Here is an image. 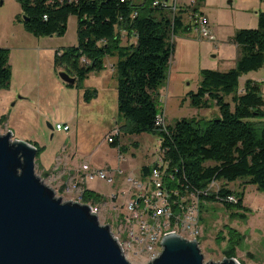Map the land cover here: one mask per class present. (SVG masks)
<instances>
[{"label": "rangeland", "instance_id": "obj_1", "mask_svg": "<svg viewBox=\"0 0 264 264\" xmlns=\"http://www.w3.org/2000/svg\"><path fill=\"white\" fill-rule=\"evenodd\" d=\"M200 7L209 21L218 26L220 34L213 41L201 36L192 25L180 27L173 34L174 52L166 83L160 90L165 124L182 116L213 117L219 113L215 103L208 107L194 106L186 93L198 87L200 67L228 69L236 64L240 49L233 45L232 36L240 27L258 25L255 19L264 10V0H203ZM21 12L18 0H0V45L9 48L12 72L9 84L0 88V132L11 130L13 139L29 140L42 147L35 158V170L56 190L57 196L85 202L80 199L79 188L67 190L71 182L105 195L100 202L88 203L98 207L100 222L110 224L117 232L118 215L125 209L130 194L126 178L128 174L139 173L143 163L161 159L159 137L152 132L133 133L121 128L125 118L118 110L117 70L109 76L107 84L96 71L71 85L63 80L60 70L64 68L55 65L54 55L57 49L77 44L75 14L68 18L63 33L34 34L19 20ZM123 38L126 42V31ZM220 42L221 49L217 47ZM109 73L106 69L100 74ZM260 77L264 79V66L244 73L240 77V90L246 79ZM87 86H97L99 96L87 100L84 94ZM57 123H69L70 129H56ZM114 133H119V146L110 143L109 136ZM84 162L114 173V182L99 178L82 180L79 168ZM116 167L125 169V173H119ZM123 178L128 184L122 183ZM229 187L240 189L241 181L230 182ZM244 203L250 207L246 217L232 215L221 202H206L200 241L205 261H222L230 256L228 229L234 228L240 235L233 256L241 264H264V191L255 184H247Z\"/></svg>", "mask_w": 264, "mask_h": 264}, {"label": "trees", "instance_id": "obj_2", "mask_svg": "<svg viewBox=\"0 0 264 264\" xmlns=\"http://www.w3.org/2000/svg\"><path fill=\"white\" fill-rule=\"evenodd\" d=\"M18 1L22 8L18 18L34 34L63 33L70 15H76L77 44L57 49L54 55L55 65L76 76V82L102 70L105 57H117L118 110L125 118L121 128L159 137L168 186L184 194L220 181L218 190L199 194L202 222L208 201L223 203L232 215L247 216L246 185L255 184L264 191V80L248 78L240 90V77L264 66V10L258 13L256 27H240L233 34L232 41L240 49L236 64L228 69L201 68L198 87L186 93L194 106L215 103L219 113L213 117L182 116L162 125L157 123L163 114L160 90L174 52L172 36L180 27L191 26L185 22L182 8L173 15L171 9L154 5V0ZM202 1L197 0L194 7H200ZM8 59L9 48L0 45V88L9 84L11 77ZM84 94L89 100L97 95V89L86 88ZM113 137L111 145L119 146V133ZM37 147L38 154L42 147ZM153 164L157 161L143 165L142 174L147 175ZM237 180L242 188L229 187ZM230 193L236 194V202L227 200ZM105 198L91 187L83 190L85 202ZM228 232V253L233 256L240 234L234 228Z\"/></svg>", "mask_w": 264, "mask_h": 264}, {"label": "water", "instance_id": "obj_3", "mask_svg": "<svg viewBox=\"0 0 264 264\" xmlns=\"http://www.w3.org/2000/svg\"><path fill=\"white\" fill-rule=\"evenodd\" d=\"M60 75L76 82L65 69ZM12 135L0 132V264H132L90 203L64 200L36 173L37 145ZM162 243L148 264H241L235 256L205 261L198 239L176 232Z\"/></svg>", "mask_w": 264, "mask_h": 264}, {"label": "built area", "instance_id": "obj_4", "mask_svg": "<svg viewBox=\"0 0 264 264\" xmlns=\"http://www.w3.org/2000/svg\"><path fill=\"white\" fill-rule=\"evenodd\" d=\"M196 2L197 0H154L153 4L171 9L173 15L182 8L184 20L187 18L185 21L189 22L201 36L215 41L217 38L209 17L201 7H194ZM157 123L165 125L164 113L158 116ZM69 127L67 123L56 124V129L59 130H67ZM114 134L109 136L111 141ZM165 167L162 159H159L147 175H128L126 178L131 185L128 203L118 215L119 231L112 229V232L125 256L133 264H148L157 257L164 248L162 240L168 230H176V233L190 239L197 238L200 243L204 225L200 218L199 194L201 192L209 194L220 187V181L213 180L202 190L181 194L178 189L168 186ZM118 171L123 173L122 170ZM79 172L84 181L99 178L109 183L114 182V173H109L102 167L92 166L89 162H84ZM80 187L82 186L78 182H71L67 190L79 188L80 199L83 200L84 189ZM226 198L232 202L237 201L235 193L228 194ZM92 209L98 212V207L92 205Z\"/></svg>", "mask_w": 264, "mask_h": 264}, {"label": "crops", "instance_id": "obj_5", "mask_svg": "<svg viewBox=\"0 0 264 264\" xmlns=\"http://www.w3.org/2000/svg\"><path fill=\"white\" fill-rule=\"evenodd\" d=\"M182 1H187V0H182ZM255 20H257V23H258V14H257V16H256V19ZM186 22V21H185ZM211 23V22H210ZM211 26H212V29H213V32H214V34H215V36H216V38H217V36L220 34V30L218 29V26H215V24L213 25L212 23H211ZM173 36H175V35H173ZM172 39H174V37L172 38ZM221 43L222 42H220V44H218L217 45V47L219 48V49H221ZM1 44V43H0ZM233 45H235V46H237V44L236 43H233ZM233 47V46H232ZM116 61H117V57L116 56H110L109 58H108V56L107 57H105V67L102 69V70H100V71H92L90 74H92V73H98V77L99 78H101V80L104 82V81H106L105 83L107 84V82H108V79H109V76H111V75H113V72L116 70V68H115V63H116ZM200 68H202V67H200ZM106 69H108L109 71H110V73L109 74H105V75H103V74H100L102 71H104V70H106ZM201 70V69H200ZM117 73V72H116ZM90 74H89V76H90ZM102 75H103V77H104V79L102 78ZM88 76V77H89ZM87 77V78H88ZM86 78V79H87ZM254 79H258V78H254ZM259 79H263V77H260ZM264 80V79H263ZM264 86V85H263ZM86 88H91V87H89V86H87ZM94 88H96L97 89V95L95 96V97H98L99 96V94H100V89L97 87V86H95ZM263 89H264V87H263ZM164 113V112H163ZM67 124H69V123H67ZM70 126V125H69ZM69 129H70V127H69ZM154 162H156V159L155 160H153L152 162H150V163H143L140 167H139V173H135V174H131V175H135V176H138V175H141L142 174V172H141V168H142V166L143 165H145V164H152V163H154ZM106 165H110V164H106ZM111 166V165H110ZM99 167V166H98ZM116 168H118L117 170H122L124 173H125V169H123V168H119V167H116ZM137 174V175H136ZM124 175V174H123ZM128 175H130V174H128ZM122 183L125 185V184H128L126 181H125V178H123V180H122ZM127 188H128V190L130 191V188H131V185H127Z\"/></svg>", "mask_w": 264, "mask_h": 264}, {"label": "bare ground", "instance_id": "obj_6", "mask_svg": "<svg viewBox=\"0 0 264 264\" xmlns=\"http://www.w3.org/2000/svg\"><path fill=\"white\" fill-rule=\"evenodd\" d=\"M170 232H176V230H168L167 231V233H170ZM187 238H189V237H187ZM130 262H132V261H130ZM133 263V262H132Z\"/></svg>", "mask_w": 264, "mask_h": 264}]
</instances>
